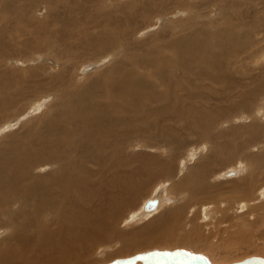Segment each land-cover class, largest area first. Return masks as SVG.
Listing matches in <instances>:
<instances>
[{
  "label": "bare ground",
  "instance_id": "bare-ground-1",
  "mask_svg": "<svg viewBox=\"0 0 264 264\" xmlns=\"http://www.w3.org/2000/svg\"><path fill=\"white\" fill-rule=\"evenodd\" d=\"M13 91L31 100L14 111ZM258 109L264 117V0H0V264H108L109 254L85 258L108 250L115 231L123 241L118 215L151 178L175 180L176 168V184L162 191L169 200L153 195L130 214L153 217L129 247L194 248L199 264H264L236 257L227 232L239 234L250 217L264 223V151L252 146L264 136ZM240 116L251 120L230 124ZM180 129L208 138L186 152ZM168 146L175 158L163 160ZM181 149L187 162L177 165ZM235 161L218 175L230 189L210 183L217 165ZM176 193L183 203H173ZM206 210L208 224L218 221L214 245L228 252L204 237L196 216Z\"/></svg>",
  "mask_w": 264,
  "mask_h": 264
},
{
  "label": "rangeland",
  "instance_id": "rangeland-1",
  "mask_svg": "<svg viewBox=\"0 0 264 264\" xmlns=\"http://www.w3.org/2000/svg\"><path fill=\"white\" fill-rule=\"evenodd\" d=\"M116 1H121V0H116ZM38 9H40V7H38ZM172 31H178V28H174V27H172V28H170L168 31H165L162 35H164V36H166L167 34H169V33H171ZM142 38L143 36H141V34H139V38ZM114 54H112L111 56H113ZM88 57H91V56H88ZM74 60V62H75V65L76 64H78V63H80L81 61H83L84 60V58H83V56H80V57H78V58H74L73 59ZM111 61V60H110ZM109 61V62H110ZM35 65V64H34ZM84 67V66H83ZM88 82V80L86 81V83ZM86 83L83 85V86H85L86 85ZM13 96H14V98H15V102L13 103V105H12V110H18V109H20L21 107H24L26 104H27V102L29 101V100H31V98H26V99H23V97L22 96H19V95H17L16 94V92L15 91H13ZM238 98V97H237ZM31 105H36V103H34V102H32L31 103ZM26 108V107H25ZM257 113H256V117H257V121H259V123H262V124H264V117H262V118H260V116L258 117V113H259V109L256 111ZM249 113V112H248ZM231 116V114H229V113H226V118L227 117H230ZM251 120V118H249V119H246V117L245 116H240V117H238L234 122L236 123L237 122V124H235L233 121L230 123L231 125H245L248 121H250ZM255 121V120H254ZM181 130V133H183V134H185V139H186V141L187 142H189L190 143V145H189V149L186 151V149H181L180 150V152H181V157H182V159L181 158H179L178 160H176V164L177 165H179L180 163H183V161H185V162H187L186 161V159H187V156H186V154H184L185 153V151L186 152H189L191 149H193L192 148V146L193 147H196V143H197V141L199 140V138H208V136H207V134H205V133H198V132H196V131H193V130H191V129H180ZM22 130H19V133L21 132ZM263 137V138H262ZM262 137L258 140L259 141V144H262V145H259V147H258V143H255V144H253L252 146H254L255 147V151L254 152H256V153H258V152H260V151H264V150H262V149H264V136L262 135ZM8 139H6V140H4V141H7ZM3 142V141H2ZM205 142H203V145H205V146H208V145H206V144H204ZM257 145V146H256ZM169 147V146H168ZM206 150H204V154H203V156H202V158L205 156H207L209 153H210V151L208 150V147H206L205 148ZM168 150L169 151H171V153L170 154H168L167 156H166V151H162V152H159L158 153V151H155L154 153L156 154V153H158L160 156H161V158L163 159V160H169V157H171V158H175L174 156H172V150L170 149V147L168 148ZM179 152V153H180ZM165 153V154H164ZM168 153V152H167ZM241 153H244V152H241ZM241 153H239L240 155H242ZM183 156H184V158H183ZM168 157V158H167ZM167 158V159H166ZM200 158V155L199 154H196V158L195 159H199ZM233 164H237V161H235V162H233L232 164H230V165H223V163H221V164H219V165H217V168H215V169H217V173H216V176L215 175H213V177H211V180H210V183L211 184H219L218 186L220 187V189H222V190H228V189H230V183L228 182V180L230 179H224V178H220L219 179V177H218V175H220L219 173L220 172H224V171H228V170H232V168H234L235 167V165H233ZM139 165H140V163L139 162H137V161H135V162H133L132 163V167H126V168H138L139 167ZM168 166L171 168V165L170 164H168ZM180 169V168H179ZM178 169V172H177V168L175 169V173L177 174V176L179 175V173H180V170ZM184 169V170H183ZM223 169V170H222ZM242 168H240L239 169V171L241 170ZM187 169L186 168H182L181 169V171L183 172V174H185L187 171H186ZM237 172V171H236ZM174 173V174H175ZM238 173V172H237ZM222 174V173H221ZM176 176V177H177ZM180 176V175H179ZM166 177V178H165ZM164 178H162L161 177V174L159 175V176H157L156 178H151V182H149V183H147V184H145L144 186H142L140 189H139V191H138V197H137V199L135 200V203H133V205H131V206H127V207H125V209H124V211L122 212V213H120L119 215H118V217L116 218V221H115V226L117 227V229L119 230V229H123V230H125V231H122V230H119V231H117V232H120V233H122V234H126V236H125V238H123V241H121V240H117L118 241V243H117V241H115V239H120L119 237H117L116 238V231L113 233V234H109V249L108 250H104V252L102 253L101 251H97V250H99L98 248L99 247H102L101 245H99L96 249H94L91 253H89V256H87V258H85V259H88V258H90V257H95L97 260H102L107 254H109V257H110V259L109 260H106V262H109L108 264H112L113 262H115L116 260L117 261H122V262H126L127 260H129L132 256L134 257V256H136L137 258L138 257H141V259L143 260L144 258H152L151 257V255L152 254H155V253H157L158 255H157V257L156 258H152V260H151V262H149V263H147V264H156L157 262H156V259H158L159 261H161L160 263L162 264H199V262H200V260L199 259H194L191 255H195L194 254V252L195 253H197V250L196 249H192V250H190V249H183V251H181L182 249L181 248H179V249H167V248H164V252L165 253H161V252H163V251H157L156 250V247H152V248H148V249H146V247L145 246H143V245H138V246H136V245H134V246H132V247H129V242H128V237H130L131 235H132V233H133V231H135L136 229H138L139 227H141V226H143L145 223H147V220L148 219H151L153 216H150L148 219L144 216V217H141L139 220H137V221H132L131 219V217H130V214L131 213H133L134 211V214H139L140 212H141V210H139L140 208H141V206H142V204H143V202L145 201V199H148V198H151V197H153V195H155V196H159L160 198H163V199H165L166 201H168L169 199L168 198H165V197H168V192H166L167 194V196L166 195H164L163 193H162V191H169V193L171 192L170 190H171V188H173L174 187V185L176 184V181L178 180L176 177H175V180H174V177H173V181L170 179V178H168V177H171L170 175H166ZM172 178V177H171ZM179 178V177H178ZM135 180H136V178H135ZM223 180H224V182H223ZM264 180V179H263ZM172 182V183H171ZM218 182V183H217ZM224 183H228V184H224ZM166 184V185H165ZM172 185V186H171ZM171 186V187H170ZM224 186H226L225 188H224ZM229 187V188H228ZM224 188V189H223ZM228 188V189H227ZM173 191V190H172ZM173 193V192H172ZM182 193V192H181ZM183 195L182 194H180V193H176V195H175V197H176V199L175 200H173L174 202L173 203H176V204H181V203H183V199H184V197L183 198H181ZM179 197V198H178ZM242 199L243 200H245V198H243L242 197ZM248 199V198H247ZM182 201V202H181ZM210 203H208V204H205L204 206L206 207L207 206V209H209V207H211V206H209L208 207V205H209ZM211 205V204H210ZM134 206V207H133ZM140 206V207H139ZM130 207H132V209L133 210H129V209H131ZM193 207V210L195 211L194 213H196V211L197 210H199V206H192ZM218 207H220L221 209H223V207H222V205H218ZM139 210V211H138ZM159 211V209L155 212V213H157ZM125 213V214H124ZM193 213V214H194ZM154 214V213H153ZM190 214H192V213H190ZM208 211L206 210V213H205V215H204V217H203V215L201 216L202 217V219H199V215L198 216H196V214L194 215V216H196L197 217V221H198V223L203 227L202 228V231H204V233H205V238L206 237H208L210 240L209 241H211V245H213V247H215L216 248V250L217 251H219L220 253H222L223 251L224 252H228L227 250H224V248H225V246H226V244H224V243H222V244H224V245H222V246H220V247H216L215 245H214V243H216L217 241L216 240H213V238H215V237H212V234L213 233H216L214 230H215V228L216 227H218V224H216L215 225V223H218V221H217V217H215V219H214V221H213V224L211 223V224H208L209 222H211L212 220H210L211 219V216L209 215L208 216ZM230 216H232V214H229ZM208 216V218H206ZM221 215H219V217H220ZM249 215H247V217H248ZM133 217H135V216H133ZM210 217V218H209ZM218 217V218H219ZM206 220H208V221H205V219ZM127 219V220H126ZM199 219V220H198ZM204 219V220H203ZM239 219H241V218H239ZM249 219H251V222L249 221ZM128 220H130V221H128ZM254 220H256V219H254V218H252V217H250V218H248V222L247 223H244L245 225L243 226H241V228H240V232H239V234L237 233V230H239V229H234V228H231L230 229V231L231 232H229V230L227 231L230 235H232L231 233H234V235H232V238H233V240H235L234 242L237 244L236 245V247H234V249L235 250H233L234 251V254H236V257H238L239 259H241L242 257L243 258H248L249 256H251V257H254V258H260V257H262V258H264V223H263V221H259L258 220V224H256L255 222H254ZM128 223H127V222ZM215 221H217V222H215ZM117 222V223H116ZM130 222V223H129ZM134 222H135V224H134ZM177 222V221H176ZM229 222H231V221H229ZM206 224H208L207 226H205ZM255 224V225H254ZM262 226H261V225ZM215 225V226H214ZM221 224L219 223V226H220ZM223 225H225L224 223L221 225V227L223 226ZM251 226V227H250ZM255 226H258V228H260V229H258V230H254L253 228H255ZM260 226V227H259ZM122 227V228H121ZM209 227V228H208ZM215 227V228H214ZM213 230V231H211V230ZM247 231V232H246ZM260 231V232H259ZM213 232V233H212ZM227 232H226V235H227ZM255 232V233H254ZM1 233L2 232H0V236H1ZM246 233V235H244ZM261 233H262V235H261ZM115 234V235H114ZM230 235H227L225 238H228V236H230ZM244 235V236H243ZM112 236H113V239H112ZM236 236V237H235ZM244 237V238H239V237ZM246 236H248V239L246 240ZM255 237L254 239H252V237ZM259 236H260V238H259ZM115 237V238H114ZM250 238V239H249ZM124 239H125V241H124ZM237 239V240H236ZM244 239V240H243ZM262 239V240H261ZM111 240V241H110ZM227 240V239H226ZM253 240V241H252ZM256 240V241H255ZM127 242V243H126ZM151 242V241H150ZM247 242V243H246ZM250 242H251V245H250ZM255 242V244H252V243H254ZM195 243H198L199 244V239L198 240H196V242ZM120 244V245H119ZM248 244V245H247ZM120 246H123L124 248H126L124 251H123V253H119V252H121L120 250H118V252L117 251H113L114 249H118ZM128 246V247H127ZM246 246V247H245ZM261 246V247H260ZM123 247H121V248H123ZM247 248V249H246ZM130 249L132 250V249H135V251L136 252H138L139 254H136V255H134V253H131L130 252ZM136 249H138V250H136ZM145 249H146V251H145ZM151 249L152 250H154V251H151ZM238 251H237V250ZM263 249V250H262ZM128 250V251H127ZM189 250V251H188ZM249 250V251H248ZM254 250V251H253ZM133 251V250H132ZM175 251H176V253H175ZM179 251V252H178ZM187 251V252H186ZM194 251V252H193ZM101 252V253H100ZM129 252L131 253V255H129ZM178 252V253H177ZM100 253V254H99ZM113 253V254H112ZM118 253V254H117ZM145 253H148V254H145ZM257 253V254H256ZM262 253V254H261ZM97 254H99V255H97ZM122 254V255H121ZM191 254V255H190ZM254 254H256V255H258V256H255ZM101 255V256H100ZM102 255H104V256H102ZM184 255V256H183ZM260 255H262V256H260ZM116 256V257H115ZM171 256H172V258H171ZM195 256H198V255H195ZM113 259H112V258ZM198 257H200V256H198ZM226 257H229V256H226ZM250 258V257H249ZM76 259H78V256H74V257H72L71 258V261H73V260H76ZM183 259L185 260V263H183L182 261H183ZM189 260V261H188ZM154 261V262H153ZM111 262V263H110ZM117 263V262H116ZM159 263V264H160ZM99 264V263H98ZM102 264V263H101ZM106 264V263H105Z\"/></svg>",
  "mask_w": 264,
  "mask_h": 264
},
{
  "label": "water",
  "instance_id": "water-1",
  "mask_svg": "<svg viewBox=\"0 0 264 264\" xmlns=\"http://www.w3.org/2000/svg\"><path fill=\"white\" fill-rule=\"evenodd\" d=\"M154 206H156V201L155 200H148L144 204V209L150 210V209L154 208ZM242 264H250V263L244 262Z\"/></svg>",
  "mask_w": 264,
  "mask_h": 264
}]
</instances>
